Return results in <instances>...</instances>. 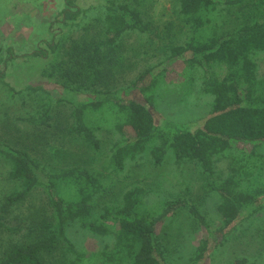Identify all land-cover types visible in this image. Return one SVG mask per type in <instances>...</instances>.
Segmentation results:
<instances>
[{
    "label": "rangeland",
    "instance_id": "1",
    "mask_svg": "<svg viewBox=\"0 0 264 264\" xmlns=\"http://www.w3.org/2000/svg\"><path fill=\"white\" fill-rule=\"evenodd\" d=\"M106 0H78L82 14L72 28L56 24L61 19L64 0H0V70L12 89L0 85V141L28 151L50 170L79 168L98 176L103 191L93 198L94 213L99 215L105 205H119L123 193L132 187L144 190L149 209L159 212L165 201L185 199L195 205L211 227L220 225L216 211L219 197L208 188L231 173L239 172L243 184H253L264 178V146L256 149L258 165L243 172L247 157L239 149L230 150L214 160V172L206 174L195 162L177 163L169 152L160 165H155L146 153L127 160L123 171L115 173L108 166L112 145L132 135L126 127H118L108 111L92 113L86 118L96 126L101 140L99 149L92 148L72 131L74 107L52 98L64 94V84L78 85L74 75L84 57L99 56L100 78L88 90H118L128 86L143 70L163 60L171 45L184 44L192 37L230 30L253 20L264 21V0H241L231 6H221L213 12L211 22L195 31L179 12V0H124L139 9L150 23V32H128L116 53L100 46L103 40V15ZM52 24V25H51ZM59 34L58 48L50 52L52 32ZM100 46L99 53H95ZM12 48L17 57L4 69L3 59ZM47 50L48 57L34 56L36 50ZM258 77L264 82V52L253 55ZM161 77L150 91L157 124L173 122L183 126L197 125L211 109L212 96L202 90V73L198 68H182L180 64ZM223 73L222 70L218 71ZM70 78V79H69ZM93 81V78H92ZM106 84V85H105ZM40 85L48 92H31L25 88ZM85 91V92H88ZM50 96V97H49ZM67 98L71 99V96ZM51 103L48 126L35 127L23 119L37 116ZM256 155V156H257ZM256 160H254V163ZM256 164V163H255ZM10 166L0 157V259L12 244L34 241L41 234V222L49 215L47 193L38 187L23 201L9 205L8 195L17 191L19 183L9 177ZM101 178V177H100ZM157 234L170 264H186L203 240V231L188 210L182 209L158 224ZM67 236L77 250L84 253L81 264H97L92 256L106 239L90 233L80 221L67 228ZM246 257L264 264V211L239 225L223 244L212 247L200 264H235ZM69 256L58 249L44 264H71Z\"/></svg>",
    "mask_w": 264,
    "mask_h": 264
},
{
    "label": "trees",
    "instance_id": "2",
    "mask_svg": "<svg viewBox=\"0 0 264 264\" xmlns=\"http://www.w3.org/2000/svg\"><path fill=\"white\" fill-rule=\"evenodd\" d=\"M77 1L64 0L61 19L56 24L69 28L77 25L82 14ZM240 1L179 0V12L197 31L211 22L216 8ZM103 28L100 46L116 53L126 33L146 34L150 32V23L131 3L106 0ZM58 37L54 29L52 42L48 44L51 53L58 48ZM100 46L95 53H99ZM7 51L8 56L3 59L4 69L10 60L17 57L12 48H7ZM258 52H264V21L255 19L223 32L211 29L210 34L192 37L184 44L171 45L163 60L147 67L128 86L118 90H111L109 86L104 90H88L100 78L98 66L101 60L99 56H87L74 71L80 79L79 84H64V94L52 99L55 103L66 101L73 105L72 131L94 149L100 148L101 140L96 126L86 118L88 111L96 113L104 108L117 121L118 127L131 131L130 137L115 142L110 149L108 166L115 173L123 171L127 160L144 153L155 165H160L170 152L177 163L195 162L210 175L214 172L215 158L236 149L247 157L243 172H250L251 165L257 166L260 159L254 151L264 146V82L258 77L257 64L253 59ZM48 53L39 49L32 55L46 58ZM177 64L183 69H200L202 90L213 98L210 111L195 126L173 122L159 125L155 120L150 91ZM219 70L223 73L219 74ZM4 78L5 71L0 70V85L12 89ZM25 89L34 93L45 91L40 85H29ZM44 93L48 95V92ZM52 107L50 103L37 116L23 120L35 127L48 126ZM0 157L10 166L9 177L20 186L7 196L6 203L23 202L34 189L43 187L50 209L49 215L42 219L38 238L12 244L0 259V264H44L46 258L58 249L69 256L71 264H81L85 260L84 253L77 250L67 236V228L76 221H80L93 235L106 239V243L92 256L97 264H170L157 227L165 218L185 208L203 231V240L186 264H200L207 259L210 248L223 244L239 225L264 211V178L259 177L253 184H243L239 174L242 169L236 171L232 168L224 178L208 184V188L219 197L216 211L220 225L215 228L195 205H190L185 199L165 201L159 212L149 209L144 205L141 187L127 189L121 204L105 205L102 212L95 215L93 198L105 188L101 174L95 176L79 168L56 172L32 157L27 150L1 141ZM0 226H3L1 222ZM235 264L256 263L242 257L236 259Z\"/></svg>",
    "mask_w": 264,
    "mask_h": 264
}]
</instances>
